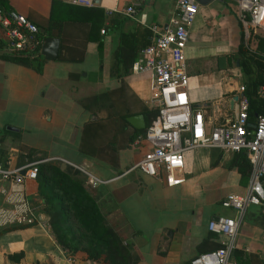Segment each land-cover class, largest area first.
<instances>
[{"label":"crops","instance_id":"1","mask_svg":"<svg viewBox=\"0 0 264 264\" xmlns=\"http://www.w3.org/2000/svg\"><path fill=\"white\" fill-rule=\"evenodd\" d=\"M8 1L32 18H48L51 0ZM174 1L139 0L135 12L122 20L116 12L117 0H98L88 7L56 0L53 17H66L59 36L55 31L52 35L59 39L58 57L45 59L39 73L0 58V129L8 131L0 142L4 158H9L10 165L22 164L9 147L12 143L22 154L21 146L33 149L34 159L57 157L63 161L52 162L60 168L69 165L79 170L84 188L95 199L106 224L128 246L134 264H189L196 254L209 251L219 241L207 231L208 220L212 216L234 218L235 211L223 208L220 200L229 193L242 195L247 187L248 177L242 178L230 166L233 154L218 148L185 152L184 180L177 186L167 187L132 168L146 146L133 145L130 136L138 129L127 121L123 124L119 117H143L144 108H153L148 77L129 70L112 75L111 67L114 61H128L132 55L118 51L120 33H133L126 47L132 42L137 46L150 42L147 26L170 27ZM127 2L123 0L122 5ZM59 3L97 8V12L94 18L85 13L66 16ZM236 12L234 0L199 5L184 47L189 100L212 125L232 116L230 103L243 80L234 59L240 31ZM89 25L94 40L85 41ZM98 92L105 93L99 109L85 110L78 102ZM85 124L91 127L87 136ZM18 134L28 136L21 141L15 138ZM85 136L90 147L81 151ZM85 172L103 182L89 186ZM204 175L211 181L205 188ZM35 196L34 179H25L21 186L0 182V264H107L102 257L87 258L82 251L66 255L45 225V216L34 206L27 207L30 223L14 220L15 214L28 217L20 211ZM15 202L21 203L19 211L12 209ZM215 202L220 209L214 207ZM135 209L145 219L157 221L148 227L133 223ZM20 251L18 261L7 258ZM233 257L237 264H264V218L258 206H247L240 218Z\"/></svg>","mask_w":264,"mask_h":264},{"label":"built area","instance_id":"2","mask_svg":"<svg viewBox=\"0 0 264 264\" xmlns=\"http://www.w3.org/2000/svg\"><path fill=\"white\" fill-rule=\"evenodd\" d=\"M80 6H92L93 0H68ZM139 0H128L116 12L131 16ZM237 19L245 38L249 33L264 34V0H234ZM195 0H175L170 27L161 29L155 24L147 26L150 42L138 50L129 71L148 77L151 107L156 115L134 136L133 145L144 144L145 151L132 167L141 173L172 187L184 180V153L197 148L243 152L249 163L246 191L242 195L229 193L221 200L223 208L235 211V217L216 216L208 220L206 229L214 234L219 246L196 254L189 264H237L233 257L235 235L247 206L260 208L264 218V114H258L251 127L247 120L248 100L243 84L235 89L233 114L223 122L212 125L205 120L202 109L191 104L188 97L189 76L186 70L184 47L188 30L198 9ZM103 32V31H101ZM37 27L15 10L0 9V37L5 41L4 52L31 50L37 45ZM257 96L264 100V85L257 88ZM206 124L209 125L206 127ZM63 161L57 157H42L15 166L9 158L0 162V182L21 186L25 179H35L37 165L47 161ZM86 183L93 187L103 182L85 172ZM28 217L15 214L14 220L30 223ZM71 260V259H70Z\"/></svg>","mask_w":264,"mask_h":264},{"label":"trees","instance_id":"3","mask_svg":"<svg viewBox=\"0 0 264 264\" xmlns=\"http://www.w3.org/2000/svg\"><path fill=\"white\" fill-rule=\"evenodd\" d=\"M122 1L117 0V9L124 6L122 5ZM53 2L55 4L56 0H51L48 18L43 21L30 17L25 12L15 8L16 6H11L8 0H0V9L15 10L34 23L37 27L36 37L40 42L43 37L52 36L53 31H55L56 36H59L62 23L65 21L63 18H66L61 15L57 19L53 17ZM58 5L62 9H65V14H63L66 16H78L81 13H85L94 18L97 12V8L60 3ZM125 18L126 16L120 15V19L123 20ZM90 27L91 25L87 26L85 41L94 40ZM239 28V40L234 53V59L238 60V67L243 77V93L248 100L247 120L249 123H252L256 115L264 114V100L257 96L258 86L264 85V34L250 32L244 40L240 23ZM132 36L133 33H120L121 46H119L118 51L121 50L125 54L131 53L132 55L128 61L123 59L114 61V65L111 67L112 75L120 76L127 73L132 61L135 59L134 55L137 50L149 43V40L145 37L147 41L144 43L145 45H141L142 47L135 45L134 42L131 43L130 47H126L131 38H133ZM100 44L101 41L98 40V48H100ZM4 45L5 41L0 37L1 59L31 68L38 73L41 71V66L45 59L39 54V43L31 50L10 52L1 50ZM104 95V92H98L94 95L83 97L78 102L85 110L93 111L96 108L99 109V104L103 100ZM142 114L147 125L156 115V109L144 108ZM119 118L123 124H127L125 115H121ZM96 126L102 127L98 124ZM90 129L91 127L88 124L83 126V132H86V136ZM142 131L143 129L134 130L130 136V140ZM7 133V130L0 129V142ZM86 136L85 140L79 145L81 151L90 147ZM22 147L25 148L21 146L20 150ZM232 154L230 166L235 167L242 178L248 177L250 167L244 153L238 152ZM17 156L18 164L36 160L34 159V150L28 147H26V152L24 151L23 154L21 153ZM3 161L4 150L0 147V162ZM79 176L80 171L69 165H66L65 168H60L56 162L52 161L42 162L37 165L34 180L36 183V196L40 201L39 211L45 216V225L53 235L55 243L65 250L66 255H72L75 251H82L87 258L98 259L102 257V260L107 264H134L135 261L128 250V246L123 244L121 237L115 229L106 224L95 199L84 188L83 179ZM3 230L1 229V231ZM213 236L217 238L214 234ZM219 245L218 242H215L210 250ZM21 256V251L7 254V258L13 261H18Z\"/></svg>","mask_w":264,"mask_h":264},{"label":"water","instance_id":"4","mask_svg":"<svg viewBox=\"0 0 264 264\" xmlns=\"http://www.w3.org/2000/svg\"><path fill=\"white\" fill-rule=\"evenodd\" d=\"M95 3H97L98 0H93ZM198 5L204 6L211 2L212 0H195ZM58 46H59V39L54 36H45L42 38L40 47H39V54L44 58V59H53L57 56L58 53ZM235 65L238 66V60H235ZM236 95L233 96L232 101L230 104L233 103L234 100H236ZM126 121L131 124L134 128L136 129H143L145 126L144 120L142 115L137 114V115H132L126 117ZM251 127H253V124H249ZM7 129H12L8 128ZM213 219H216V216H212Z\"/></svg>","mask_w":264,"mask_h":264},{"label":"rangeland","instance_id":"5","mask_svg":"<svg viewBox=\"0 0 264 264\" xmlns=\"http://www.w3.org/2000/svg\"><path fill=\"white\" fill-rule=\"evenodd\" d=\"M244 36V35H243ZM243 39L245 40L246 38L245 37H243ZM233 65V64H232ZM86 67H87V65H85V69H86ZM24 128V127H23ZM16 137L15 138H21L22 140L21 141H23V140H25V137L26 136H28V135H26V134H18V135H15ZM0 147L1 148H3L2 146H1V144H0ZM9 147H11V150H15L14 151V155L16 156V155H18V154H21L19 151H17V145L16 144H12L11 143V145H9ZM19 149H20V147H19ZM10 150V149H9ZM21 150L24 152H26V147L25 148H21ZM20 150V151H21ZM125 155L127 154V156H128V153L125 151V152H123ZM202 183H203V185L204 186H202L203 188H205V187H207V185H209L210 184V177H207L206 175H204L203 177H202ZM14 205H12V209L14 210V208H15V210H20V207H17V205H19V204H21V203H13ZM122 205V207H125L126 209H127V206L125 205V203H123V204H121ZM214 205V207L215 208H219L220 209V205H219V203H214L213 204ZM34 206V208L36 207V209L39 211V208H40V201H39V199H38V197L37 196H35V200L33 199H31V203L30 202H28L26 205H25V207L27 208H29V207H33ZM16 207H17V209H16ZM25 207H22V209L23 210H26V208ZM139 207V206H138ZM138 207H137V209H138ZM140 208V207H139ZM21 209V210H22ZM137 209H135V212H134V214H135V218H134V222L133 223H140L139 225H141V227H148V225L150 224V223H155L157 220H148V219H145L144 217H143V215L144 214H142V213H140L139 212V210H137ZM20 212H23V211H20ZM150 222V223H149Z\"/></svg>","mask_w":264,"mask_h":264}]
</instances>
